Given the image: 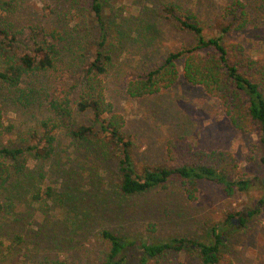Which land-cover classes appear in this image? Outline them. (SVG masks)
I'll return each instance as SVG.
<instances>
[{
  "label": "rangeland",
  "instance_id": "1",
  "mask_svg": "<svg viewBox=\"0 0 264 264\" xmlns=\"http://www.w3.org/2000/svg\"><path fill=\"white\" fill-rule=\"evenodd\" d=\"M232 1L108 0L106 25L116 51L101 78L105 98L123 116V130L133 139L137 164L165 163L169 142L181 139L194 150L231 153L239 175L252 181L250 188L228 195L221 185L201 180L195 191L187 192L174 180L166 188L122 196L117 162L104 159L93 145L72 140L66 129L55 128L53 155L42 161L27 155L28 176L13 178L14 192L12 184L6 187L10 193L0 189L1 201L11 203L0 212V264L96 263L106 250L103 228L155 241L181 236L199 240L213 226L224 228L221 247L233 264H264V148L256 131L233 127L220 101L183 77V60L176 64L179 75L172 86L140 97L127 92L129 83L164 53L194 43L193 35L170 19L168 4L177 5L179 15H193L206 36L231 24L224 39L241 43L248 56L264 62V1L243 0L247 17L241 30L234 29L237 21L226 14ZM1 29L7 35L3 42L16 55L32 54L35 40L84 50L71 63L65 48L55 68L24 82L22 97L11 91L0 99V146L25 147L32 144L40 122L49 118L51 99L67 96L73 107L79 99L80 92L70 88L83 76L97 46L99 25L86 0H0ZM74 115L77 123L89 120L87 114ZM238 211L243 223L238 216L225 222L228 213ZM139 252L127 250L129 264H138ZM194 254L185 247L166 253L157 264H198Z\"/></svg>",
  "mask_w": 264,
  "mask_h": 264
},
{
  "label": "trees",
  "instance_id": "2",
  "mask_svg": "<svg viewBox=\"0 0 264 264\" xmlns=\"http://www.w3.org/2000/svg\"><path fill=\"white\" fill-rule=\"evenodd\" d=\"M86 1L99 25V39L91 53V59L85 63L83 76L70 88L80 92L79 99L73 102L74 107L67 96L51 99L48 103L50 116L42 120L39 130L31 134L32 144L25 147L0 146V189H7L17 176H28L30 170L27 155L38 161L50 158L55 151L53 131L55 128H64L72 140L93 145L104 159H114L117 162V189L122 196H136L166 188L174 180H179L187 192L195 191L201 180L221 185L228 195L236 190H248L252 181L239 175L237 163L231 153L194 150L181 139L169 142V160L165 163L140 165L135 162L133 139L123 130L124 118L114 112L103 92L101 77L112 67L116 51L111 44L112 33L106 25L105 5L108 0ZM165 7L175 26L193 35L194 43L164 53L156 63L129 83L128 94L140 97L172 86L179 75L176 64L183 60V77L191 84L202 86L208 95L218 99L233 127L254 129L264 148V62L248 56L241 43L224 39V34L233 29L231 24L222 26L218 35L206 36L193 15L177 14L178 6L174 4ZM111 12L112 7L109 8L107 18ZM226 14L237 21L233 25L234 29L243 28L247 17L243 0H233ZM116 16L115 21L118 22L119 18ZM107 20L110 21V18ZM0 34V99L4 93L11 91H19L18 97H22L25 92L22 89L24 82L32 83L35 77L55 68L63 60L65 48L67 60L71 63H75L83 55L78 51L84 52L82 46L61 47L47 40H35L32 54L16 55L11 53V46H7L2 40L7 39L6 32L1 29ZM74 114H87L89 120L87 123H77ZM2 127L0 108V131ZM16 187V184H12L10 190L14 192ZM10 190L7 189V193ZM47 195L51 196L50 189ZM8 205L11 203L0 199V212L4 206L8 208ZM235 216H238L241 223L245 221L238 211L228 213L225 222ZM223 233V227L213 226L199 240L181 236L154 241L143 238V235H123L103 228L100 237L106 250L102 258L92 264H129L127 250L131 247L140 251L138 264H149L151 261L157 264L166 253L180 252L185 247L195 253L198 264H233L221 247ZM43 264L68 263L55 260Z\"/></svg>",
  "mask_w": 264,
  "mask_h": 264
}]
</instances>
